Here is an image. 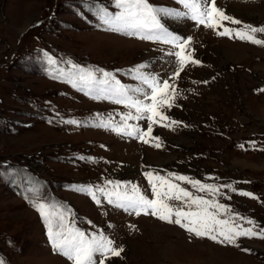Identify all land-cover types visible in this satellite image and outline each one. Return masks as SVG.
I'll list each match as a JSON object with an SVG mask.
<instances>
[{
  "label": "rangeland",
  "instance_id": "374dc122",
  "mask_svg": "<svg viewBox=\"0 0 264 264\" xmlns=\"http://www.w3.org/2000/svg\"><path fill=\"white\" fill-rule=\"evenodd\" d=\"M149 2L183 10L175 0ZM217 4L244 24L264 26V0ZM95 5L118 11L114 0H0V259L71 264L52 252L46 225L29 202L35 200L62 206L76 227L104 231L123 247L120 257L105 264H264V239L242 238L240 248L223 246L151 215H129L102 196L97 206L76 191L113 181L136 184L151 198L145 171L232 184L258 200L222 189L230 199L218 197L220 202L264 226V151L256 150L264 149V92L257 91L264 88V47L162 17L169 31L193 38L199 63L174 81L180 95L163 111L178 124L153 125L152 136L161 143L155 148L93 126L109 115L119 121L117 114L128 110L64 82L73 71L68 62L111 72L125 86L137 85L126 73L142 63L161 80L175 71L174 58L164 54L170 46L104 31L90 8ZM70 120L80 123H66ZM139 125L146 130L145 120Z\"/></svg>",
  "mask_w": 264,
  "mask_h": 264
},
{
  "label": "snow or ice",
  "instance_id": "6c2138e0",
  "mask_svg": "<svg viewBox=\"0 0 264 264\" xmlns=\"http://www.w3.org/2000/svg\"><path fill=\"white\" fill-rule=\"evenodd\" d=\"M175 2L182 7V11L155 7L149 0H114V7L118 10L115 13L99 5L90 6L94 8L99 26L104 31L170 46L164 54L173 57L175 63V71L165 80L146 71L149 67L148 63L136 65L129 69L126 75L136 81L137 85L125 86L111 72L103 69L81 68L68 62L73 71L66 74L64 82L78 87V90L83 91L91 99L107 100L128 110L117 114L119 121H115L109 115L108 118L100 119L99 123L93 126L160 148L159 137L152 136L153 125L159 124L162 127L171 128L178 124L177 121L170 120L163 110L171 109L180 95L174 81L179 79L186 67L195 66L199 61L192 54L193 38L169 31L161 22L162 17L191 21L196 29L202 27L211 30L218 37L238 39L264 47V26L244 24L241 20L227 14L224 8L218 6L217 0H175ZM48 62L56 63L51 57ZM61 76L65 74L61 73ZM257 91L264 92V88ZM141 120L147 122L146 130L140 127ZM130 121L136 123H130ZM165 121L170 122L165 123ZM66 123L79 125L80 122L70 120ZM251 147L256 149L255 142H251ZM256 150L264 151V149ZM144 175L148 181L151 198L145 195L136 184H121L113 181H108L105 187H80L76 191L89 195L97 206H101L100 197L102 196L109 206L129 215L137 217L151 215L162 222L179 226L195 238H206L223 246L240 248L238 241L242 238L264 239V226L234 212L231 207L218 199V197L230 199L225 196L222 189L258 200L253 193L239 190L232 184H204L182 175L170 174L165 177L153 171H145ZM175 181L190 184L197 193H206L210 198L206 199L204 196L194 194ZM29 202L46 225L52 252L66 258L71 264H105L112 257H120L124 251L123 247H117L114 240L104 231L85 232L76 227L70 219V211L62 210V206L35 200ZM130 227L134 230V226ZM242 250L251 251L247 248ZM0 264L5 262L0 259Z\"/></svg>",
  "mask_w": 264,
  "mask_h": 264
},
{
  "label": "bare ground",
  "instance_id": "6f19581e",
  "mask_svg": "<svg viewBox=\"0 0 264 264\" xmlns=\"http://www.w3.org/2000/svg\"><path fill=\"white\" fill-rule=\"evenodd\" d=\"M128 43H129V42H128ZM130 44L134 45L133 43H130Z\"/></svg>",
  "mask_w": 264,
  "mask_h": 264
}]
</instances>
